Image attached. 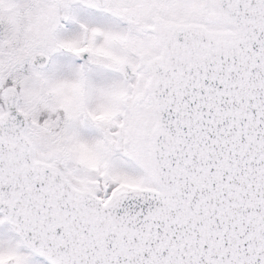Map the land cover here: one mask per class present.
<instances>
[{"label":"snow or ice","instance_id":"6c2138e0","mask_svg":"<svg viewBox=\"0 0 264 264\" xmlns=\"http://www.w3.org/2000/svg\"><path fill=\"white\" fill-rule=\"evenodd\" d=\"M0 264H264V0H0Z\"/></svg>","mask_w":264,"mask_h":264}]
</instances>
